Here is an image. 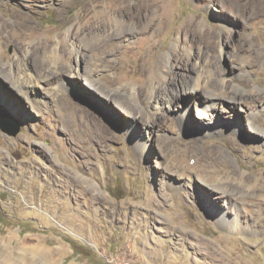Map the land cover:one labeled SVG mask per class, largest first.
I'll list each match as a JSON object with an SVG mask.
<instances>
[{"label":"rangeland","instance_id":"374dc122","mask_svg":"<svg viewBox=\"0 0 264 264\" xmlns=\"http://www.w3.org/2000/svg\"><path fill=\"white\" fill-rule=\"evenodd\" d=\"M121 4L0 0L12 32L0 34V69L20 65L38 40L54 39L59 53L36 74L38 112L23 101L15 109L20 97L0 78V110L20 127L15 137L0 130V264H264V215H247L253 207L233 193L242 221L256 229L217 224V179L195 172L200 159L210 171L213 153V168L253 171L252 180L264 172V0H131L127 11ZM106 10L114 24H102ZM197 72L232 77L226 94L240 99L236 108H201L190 95ZM171 76L177 86L162 101L176 98L146 120L153 108L135 90ZM218 123L227 127L210 132ZM232 138L236 151L226 148Z\"/></svg>","mask_w":264,"mask_h":264},{"label":"bare ground","instance_id":"6f19581e","mask_svg":"<svg viewBox=\"0 0 264 264\" xmlns=\"http://www.w3.org/2000/svg\"><path fill=\"white\" fill-rule=\"evenodd\" d=\"M34 1V0H33ZM121 1V0H120ZM127 1H131V0H122V4L120 6V10H124L127 11V9L129 8V5H127ZM134 1V0H133ZM157 1V0H156ZM135 3V2H134ZM136 4V3H135ZM139 4V3H138ZM133 6V4H131ZM131 6V7H132ZM137 6V4H136ZM140 6V5H139ZM146 7L148 9H150V6H143ZM164 7V6H163ZM161 7V8H163ZM159 8V7H158ZM140 9V8H138ZM160 9V8H159ZM130 10V9H129ZM136 10V9H135ZM170 10V9H169ZM168 10V11H169ZM103 11V10H102ZM166 11V10H165ZM101 12V11H100ZM133 12V11H131ZM164 12V11H163ZM18 12H12L11 15L13 17H16L19 19V15H17ZM155 13V12H154ZM124 14V13H123ZM136 14V13H135ZM148 14V13H147ZM151 14V13H150ZM161 14V13H160ZM170 15V14H169ZM133 16V15H132ZM156 16V15H155ZM154 16V17H155ZM105 17H107V10H106V14ZM165 17V16H163ZM123 18V17H122ZM152 18V17H151ZM169 18V16H168ZM111 17H107L102 24H114L113 20L111 19ZM124 19V18H123ZM162 19V18H161ZM27 20V19H26ZM96 20V19H95ZM110 20V21H109ZM164 20V19H163ZM166 20V19H165ZM168 20V19H167ZM150 21V20H149ZM26 22V21H25ZM97 22V21H96ZM100 22V21H99ZM108 22V23H107ZM110 22V23H109ZM117 24L116 26L118 28L119 25H122L121 21H116ZM194 23V22H193ZM25 26L27 24L24 23ZM97 24V23H96ZM125 24V23H124ZM123 24V25H124ZM160 24V23H159ZM98 25V24H97ZM147 26V25H146ZM187 26V25H186ZM24 27V26H23ZM10 26L8 24V22L6 21V16L5 15H0V34H8L12 33L10 32L11 30L9 29ZM112 28V27H111ZM116 29V27H115ZM10 30V31H9ZM81 30V29H80ZM123 32V31H122ZM129 32V30H128ZM116 33V32H115ZM125 33V32H124ZM120 34V33H119ZM123 34V33H122ZM3 36V35H2ZM42 36V35H41ZM57 36V35H56ZM68 36V35H67ZM7 37V36H6ZM110 37V36H109ZM58 38V37H57ZM61 38V37H60ZM46 39V38H45ZM100 39V38H98ZM24 40V39H23ZM70 40V39H69ZM23 42V41H22ZM55 42V40H46L45 42H40V40L36 41L34 43V45H32L33 47V55H26V56H21L22 57V62L21 64L17 65V64H13L12 62L7 63V64H3V68L0 69V78H3L5 80H7L10 83V87L16 91V93H18V96L20 98H16V101H12V106L15 107V109H18V107H21V103L22 101L26 104H29L30 107H33V111L38 112L36 109H34V103L38 102V92L36 91V87H39V75L37 76V72L43 71V67L44 65L47 67H51V64L55 63L54 61L59 57V53L57 52L58 50H56V48L51 49V45ZM65 43V42H64ZM25 45V43H24ZM31 45V43H30ZM58 45V44H57ZM61 46V45H60ZM30 48V46L28 47ZM174 48V47H173ZM93 49V48H92ZM177 49V48H176ZM173 50V49H172ZM42 51H44L47 55H43ZM31 52V51H30ZM173 52V51H172ZM171 53V52H170ZM28 54V53H27ZM155 54V53H154ZM174 54V53H173ZM175 55V54H174ZM2 56V55H1ZM146 56V55H145ZM61 57V56H60ZM177 57V56H176ZM181 57V56H178ZM188 57V56H187ZM193 57V56H191ZM3 58V57H1ZM20 58V57H19ZM31 58H35V63H34V67L32 68V70L27 69L25 66H22L23 62H27L29 59ZM150 58V57H148ZM174 58V57H173ZM185 58V57H184ZM21 59V58H20ZM169 59V55H162L160 57L159 60V65L161 66V68H167V64H168V60ZM174 60V59H173ZM172 60V61H173ZM177 60V59H176ZM183 60V58H182ZM186 60V59H185ZM184 60V61H185ZM191 60V59H190ZM1 61V60H0ZM32 61V60H31ZM188 61V60H187ZM186 61V62H187ZM183 62V61H182ZM185 63V62H183ZM1 64V62H0ZM49 64V65H48ZM65 64V63H64ZM112 64V63H111ZM143 64V62L141 63V65ZM145 65V64H144ZM143 65V66H144ZM173 65V64H172ZM185 67L189 65L186 64H182ZM56 66V65H55ZM170 66V65H169ZM200 66V65H199ZM17 67V68H16ZM62 67V66H61ZM142 67V66H141ZM181 67V66H180ZM184 67V68H185ZM56 68V67H55ZM171 68V66H170ZM189 68V67H188ZM191 68V67H190ZM141 69V68H140ZM173 69V68H172ZM171 69V70H172ZM175 69V68H174ZM47 70V69H46ZM190 70V69H189ZM192 70V69H191ZM196 70V69H195ZM141 71V70H140ZM53 71L45 72V75L48 77L52 74ZM59 72V71H58ZM61 72V71H60ZM142 72V71H141ZM181 72V71H180ZM177 73V72H176ZM163 74V73H162ZM188 74V73H187ZM190 74V73H189ZM58 75V80L56 81V84L54 86V90L57 91H62L64 88V82H61V78H59V73ZM55 75V76H57ZM75 76V75H74ZM185 75H183L182 72V76L183 77ZM193 78L189 79V84L191 85L190 87V91L193 93H190L191 97L198 100L199 104L202 106L201 108L203 109H216L218 108V106H222L223 105H229L231 106V108H236L235 106H237L240 103V99L235 97V96H228L227 97V92L228 89L230 87V83L232 82V77H230L229 75H225L224 73H220L218 74L214 79H208V77L200 74L199 72H197L195 75H193ZM112 77V76H111ZM172 77V76H171ZM168 78L167 81L163 82L162 84H159L158 87L154 86L153 84V79L150 80V82L148 83L147 86H144L143 89L138 88L135 90L133 97L136 100H140L141 99V94L142 92H144V94L146 95V98L149 102V106L152 109V111H146L145 115L142 113V111H140V109H137V113L141 114L142 116H145L146 120H149V118L151 117L152 112L154 113V110L157 111V109H159L161 106L166 105L167 107L171 104V102L176 98V95L174 96L175 98L169 97L166 98L165 102L162 101L163 100V96L166 94V96H170L171 91L169 89H174L175 86V77L172 78ZM57 79V78H56ZM86 79V78H85ZM84 79V80H85ZM117 79V78H116ZM167 79V78H166ZM177 79V78H176ZM89 81V80H88ZM119 81V80H116ZM164 81V80H163ZM178 82V80H176ZM187 81V80H186ZM91 82V80L89 81V83ZM156 82V81H155ZM159 82V81H157ZM88 83V82H87ZM117 83V82H116ZM188 83V82H187ZM91 84V83H90ZM180 84V83H179ZM171 85V86H170ZM182 85V84H181ZM185 85V84H184ZM177 86V85H176ZM175 86V87H176ZM179 87V86H178ZM183 87V86H182ZM234 87V86H233ZM189 90V88H188ZM53 91V90H52ZM50 92V90H49ZM185 92H188L187 90H185ZM175 93V92H174ZM40 94V93H39ZM50 94V93H49ZM41 95V94H40ZM250 95H247V97H249ZM69 98V97H68ZM132 98V96H131ZM228 98V100L226 99ZM251 98V97H250ZM170 99V100H168ZM65 100V99H63ZM70 101V99H68ZM41 101V100H40ZM73 101V100H72ZM71 102V101H70ZM196 102V101H195ZM246 102V101H245ZM46 103V102H45ZM136 103V102H135ZM40 104V103H39ZM56 104V103H55ZM137 104V103H136ZM48 105V104H47ZM59 106H61L58 103ZM72 104L69 102L64 103V106L71 109ZM219 106V108H220ZM43 107V106H42ZM58 107V106H57ZM57 107H55L57 109ZM222 108V107H221ZM38 109V108H37ZM64 109V108H63ZM73 109V108H72ZM136 109V108H135ZM149 109V108H148ZM60 110V109H59ZM147 110V109H146ZM69 111V110H68ZM75 111V110H74ZM214 111V110H213ZM126 115L128 117H133V113L132 112H126ZM35 114V113H34ZM62 114V113H61ZM186 113L183 114V117H181V119L184 121L185 119ZM65 120V118H63ZM217 119V118H216ZM180 121V120H179ZM220 122V120H219ZM64 123V122H63ZM146 123V122H145ZM224 123H221V125H218L219 127H216L215 129H212L210 132H214V133H220L222 132L227 126L222 125ZM210 125V124H209ZM214 125V123H213ZM212 126V125H211ZM216 126V125H215ZM238 124L235 125V129L238 128L237 127ZM207 127V126H206ZM206 134V133H205ZM222 134V133H221ZM228 145L226 146V148L228 147V149L232 150V151H236V149H238L239 147V143L235 140V139H230L229 142H227ZM218 151V150H217ZM218 153H220L218 151ZM213 156V157H212ZM202 160L204 159H200V167H199V171H195L193 169V171L196 172V174L198 175V177L200 178L202 175H204L205 173L211 174L212 177H215L217 179V188L220 191L218 196L219 197H214V199H217L218 201L224 200V203L222 202L221 207L217 208V206H215L214 212H215V219L214 221L219 224V225H223L225 226L227 229L229 230H237V229H243V230H250V231H254L253 229H256L255 224H251L245 221H242V214L239 213L238 209L236 208V205H238V199L233 198V193H239L241 199H244L243 202L246 203H250L251 207H253V210L250 212H246L247 215L249 216H263L264 215V176L262 177L261 175L264 174V172L262 173V171L258 172V175H260V177L258 176L259 179L256 180H252V173L253 171H251L249 173V175H244L242 173L237 172L235 169L229 170V166L226 164H222V167L218 169L217 168H213V165L218 164L216 162L217 160V156L215 153H213L210 157H208V160H210L212 162V165L209 167L210 171H208L206 169V164L207 162H202ZM195 166V165H194ZM192 166V167H194ZM217 166V165H215ZM186 168V167H185ZM192 169L189 168V171H191ZM249 170V169H248ZM187 172V171H186ZM192 173V172H191ZM209 176V175H208ZM213 178V179H215ZM207 180V179H206ZM86 181V180H85ZM202 181V180H201ZM86 183V182H85ZM206 183V182H204ZM214 183V182H213ZM170 185V184H169ZM208 186V184H207ZM207 187L201 188L199 187V191H201V195L206 197V193H209V190H206ZM248 194V195H246ZM222 195V196H221ZM243 210V209H242ZM233 212V216L230 217V213ZM245 217V216H244ZM220 246V245H219ZM32 263V262H31Z\"/></svg>","mask_w":264,"mask_h":264},{"label":"water","instance_id":"95a60500","mask_svg":"<svg viewBox=\"0 0 264 264\" xmlns=\"http://www.w3.org/2000/svg\"><path fill=\"white\" fill-rule=\"evenodd\" d=\"M19 126L13 121L9 113L0 110V130L8 136L15 137L19 133Z\"/></svg>","mask_w":264,"mask_h":264}]
</instances>
